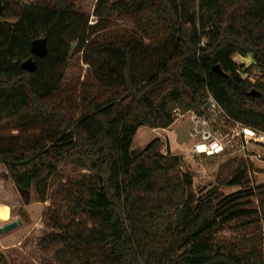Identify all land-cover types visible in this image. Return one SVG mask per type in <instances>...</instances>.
I'll return each instance as SVG.
<instances>
[{
  "label": "trees",
  "instance_id": "trees-1",
  "mask_svg": "<svg viewBox=\"0 0 264 264\" xmlns=\"http://www.w3.org/2000/svg\"><path fill=\"white\" fill-rule=\"evenodd\" d=\"M13 1L2 3L9 9ZM94 13L90 24L73 0H36L16 22L0 21V120L48 124L27 143L0 139V199L28 205L33 190L39 201L50 200L52 231L38 245L54 247L58 264H264L259 252L225 251L212 238L218 226L256 211L235 194L218 200L189 192L192 174L180 173L179 155L160 151V138L132 150L140 127L168 128L174 110L202 112L210 96L233 119L264 132V83L244 78L233 59L251 55L264 72V0H98ZM114 13L152 16L165 35L149 45L95 38ZM43 37L41 58L32 42ZM73 44L101 87L118 88L105 100L82 96L80 115L63 83ZM28 58L34 71L22 66ZM68 165L86 172L65 179L52 198V181ZM247 183L246 168L228 181ZM57 203L64 215L52 207ZM0 264H9L1 253Z\"/></svg>",
  "mask_w": 264,
  "mask_h": 264
},
{
  "label": "rangeland",
  "instance_id": "rangeland-1",
  "mask_svg": "<svg viewBox=\"0 0 264 264\" xmlns=\"http://www.w3.org/2000/svg\"><path fill=\"white\" fill-rule=\"evenodd\" d=\"M35 1L14 0L10 3L9 9L3 2L4 9L0 21L16 22L20 10L27 3ZM73 1L79 11L89 15L90 24L98 20L94 13L98 0ZM123 1L132 4L138 0ZM106 17L107 28L94 34L99 40L135 38L149 45L150 42H156L165 35V31L155 28L152 16L139 15L131 18L120 17L118 13H114ZM75 48L76 45L73 44L65 66L63 83L74 97V109L76 114L80 115L83 110L80 104L82 96H97L100 100H105L118 88L101 87L93 78L89 66L83 61L82 53L75 52ZM233 59L243 66L241 74L244 78H248L253 83H264V72L256 67L251 55L235 54ZM173 112L176 120L165 131H153L146 126L140 127L133 138L132 150L140 151L153 139L160 138L162 141L160 151L165 155L168 152L171 155H179L182 159L180 173L192 174L193 184L188 188L189 192L194 193L197 198L213 193L218 200L235 194L243 208L256 211L243 219L218 226L212 233V238L216 245L225 251L232 250L241 255L257 251L264 258V147L238 141L236 147L228 148L219 155L194 153L192 146L196 140L190 137L191 134L189 135L192 127L190 111L181 114L178 110L180 115H177L175 110ZM47 126V121L42 119L20 118L12 121L1 119L0 139L27 143L33 138H38ZM244 168L247 169L248 183L243 186L228 185V181ZM84 172L86 171L76 169L72 165L61 167L59 177L52 181L50 196L55 198L57 187L63 184L65 179L79 176ZM31 194L32 199L28 205L23 204L19 197L18 200L10 202L0 199V227L16 220L22 222L18 227L0 234V253L8 259L9 264H58L54 258V247L43 250L38 245L44 232L52 231L45 219L47 208L51 205L50 200L39 201L33 190ZM52 207L58 209L61 214L66 210L61 203ZM64 220L65 218L62 217V221Z\"/></svg>",
  "mask_w": 264,
  "mask_h": 264
},
{
  "label": "built area",
  "instance_id": "built-area-1",
  "mask_svg": "<svg viewBox=\"0 0 264 264\" xmlns=\"http://www.w3.org/2000/svg\"><path fill=\"white\" fill-rule=\"evenodd\" d=\"M208 102L210 105L202 112L190 111V134L196 140L192 146L194 153L219 155L236 147L238 141L264 147L263 131L233 119L213 97L210 96ZM175 112L180 115L178 110Z\"/></svg>",
  "mask_w": 264,
  "mask_h": 264
},
{
  "label": "water",
  "instance_id": "water-1",
  "mask_svg": "<svg viewBox=\"0 0 264 264\" xmlns=\"http://www.w3.org/2000/svg\"><path fill=\"white\" fill-rule=\"evenodd\" d=\"M3 3L2 0H0V16L3 12ZM32 52L34 53V55L38 56V57H44L47 53V41L46 38H37L35 40H33L32 42ZM22 66L24 69H26L27 71H34L36 69V62L32 59V58H28L27 60H25L22 63ZM214 71L221 73V74H225L224 71L222 70V67L220 66V64H216L213 66ZM257 91L255 89H252L251 91V95L256 96L257 95ZM210 105L209 102L206 103L205 107H208ZM21 220H16V221H12L10 223H7L6 225H3L2 227H0V234L6 233L16 227H18L21 224Z\"/></svg>",
  "mask_w": 264,
  "mask_h": 264
},
{
  "label": "crops",
  "instance_id": "crops-1",
  "mask_svg": "<svg viewBox=\"0 0 264 264\" xmlns=\"http://www.w3.org/2000/svg\"><path fill=\"white\" fill-rule=\"evenodd\" d=\"M143 127V126H142ZM146 127H148V126H146ZM170 127V126H169ZM168 127V128H169ZM149 128H151V127H149ZM168 128H151L153 131H159V130H163V131H165V130H167ZM189 135H190V131H189ZM191 137V136H190Z\"/></svg>",
  "mask_w": 264,
  "mask_h": 264
}]
</instances>
